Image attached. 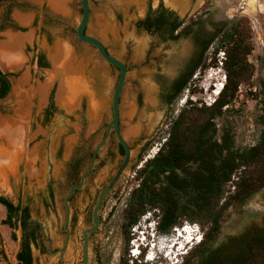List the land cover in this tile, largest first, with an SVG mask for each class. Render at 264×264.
<instances>
[{"label":"rangeland","instance_id":"1","mask_svg":"<svg viewBox=\"0 0 264 264\" xmlns=\"http://www.w3.org/2000/svg\"><path fill=\"white\" fill-rule=\"evenodd\" d=\"M88 1L90 17L86 33L99 38L108 52L127 68L120 93L119 128L128 136L132 151L127 168L103 200L98 229L89 236L88 264H120L124 259L128 263L138 262L140 257L135 259L129 251L133 247L132 226L143 213L157 207L147 209L132 225L124 226L127 198L141 180L139 169L158 151L167 137L170 122L179 111L193 104L207 106L198 102L213 95L211 89L223 75L225 80L220 62L223 51L213 54L216 43L209 46L205 62L211 63L214 57L217 64L197 69L170 105L157 104L151 92V101L144 95L140 109L135 112L137 91L145 86L149 91L155 89L152 74L173 69L178 59H173L177 47L172 42H162L136 29L135 23L143 17L148 2L155 6L158 0ZM163 1L170 5L167 0ZM199 1L193 5L192 13L207 6ZM212 2L209 0L210 4ZM259 4L260 10L250 15L245 10L247 0H239L230 12L227 9L226 15L248 18L254 45L248 56L254 66L250 81L239 84L233 101L223 106V113L215 118L216 136L223 125H229L237 149L253 145L261 128L257 117L260 100L264 98V0H259ZM186 5L188 7L189 3ZM53 8L46 0H0V47L10 53L7 58L0 56V69L11 82L9 93L0 100V122L6 129L0 134V195L13 204L27 205L30 219L40 222L45 234L52 239V245L58 246L63 238L60 232L64 220L62 197L69 180L83 170L93 146L102 137L111 116V92L118 70L101 59L92 46L76 37L74 25L80 16L79 0H66L65 13ZM57 42L68 45L76 62L80 63L79 82L68 80L54 50ZM182 46L186 48L187 43ZM39 55L45 64H38ZM50 95L55 109L46 115L44 110ZM70 100H74L72 106ZM161 112L163 119L151 136V117ZM121 157L117 141L111 136L99 151L83 189L69 202L70 237L62 264H81L82 231L91 223V208L98 191L111 177ZM47 185L52 189L51 197L45 190ZM233 191L234 185L227 183L225 195ZM5 215V207L0 204V264H16L20 230L15 216L10 219L12 228L3 223ZM263 220L264 187H261L246 200H233L227 207L216 242L239 234L251 225L261 224ZM185 223L194 222L183 219L177 226ZM194 224L202 235L199 224ZM195 245L179 258L180 264ZM56 259L57 256L46 255L39 257L35 264H55Z\"/></svg>","mask_w":264,"mask_h":264},{"label":"trees","instance_id":"2","mask_svg":"<svg viewBox=\"0 0 264 264\" xmlns=\"http://www.w3.org/2000/svg\"><path fill=\"white\" fill-rule=\"evenodd\" d=\"M170 19L165 9L148 10L135 25L164 39H175L177 35H172L171 30L179 22L170 23ZM214 36L216 38L212 43L216 45L213 54L218 50L223 51L220 60L225 71L223 85L210 105L198 107L193 104L182 108L170 122L167 137L158 151L146 159L138 171L141 180L127 198L124 226L132 225L147 209L157 207L161 231L169 232L183 219L198 223L203 230L201 240L185 255L181 264H264V220L261 224L251 225L239 234L216 242L223 213L233 200L244 201L264 187V98L260 100L257 117L261 128L253 145L235 148L229 125H223L219 136H216L215 118L223 113V106L233 101L239 84L249 82L253 75L254 66L248 56L254 45L249 20L243 15H234L226 20L223 30ZM210 45L207 41L203 58L197 61L195 71L209 64H217L214 57H209L211 63L205 62V53ZM38 64H45L42 55L38 57ZM186 80L187 77L177 92L186 86ZM0 82L1 95L7 83L2 78ZM174 96L167 101H173ZM54 109L52 105L44 112L50 115ZM120 152L123 154L121 147ZM227 183L234 185V191L225 195ZM0 204L6 210L3 223L9 226H12V212L22 210L23 217L29 216L27 205L13 204L2 195ZM15 256L16 264H21L20 252H16ZM26 264H29V258ZM120 264L145 263H128L124 259Z\"/></svg>","mask_w":264,"mask_h":264},{"label":"flooded vegetation","instance_id":"3","mask_svg":"<svg viewBox=\"0 0 264 264\" xmlns=\"http://www.w3.org/2000/svg\"><path fill=\"white\" fill-rule=\"evenodd\" d=\"M200 1H199L200 4L206 3L207 6L203 7V9L194 10L193 13H192L194 7L193 5L197 2V0H188L187 3H189V5L183 13H181L180 11L181 7L176 8L172 5H168V4L165 5L163 3L164 2L163 0H158L155 6H152L150 1L148 2L144 14H146L148 10L157 11L160 8H162L165 9L167 11V14L170 16L171 18L170 23L179 22V24L171 30V34L177 35V37L175 39H164L158 34H153L145 30L142 31H144L146 35L150 37L155 36L156 38L160 39L162 42L170 41L173 43V45H176L177 54L175 52V54L173 55V59L176 60V57H178V59L176 60V63L173 65V69L171 70L166 69L164 72L156 71L152 74L151 81L155 86V89L152 88V90L149 91L147 86H145L142 90L137 91L136 95L134 96V103L136 105L135 112H137L140 109L144 95L148 99H150L148 100L149 102L151 101L150 98L151 92L157 104L170 105L173 102V101L168 102L167 100L172 95H175L174 97H176L183 90L182 89L181 91L177 92L178 87L180 86L181 82L184 80L185 77H187L186 84H188L192 75L195 72L194 68L197 61L203 58V54L205 52V51L203 52V49L206 42L209 41V43L212 44V42L216 38L214 35L219 31L223 30L225 21L229 19V17L226 16L228 12V11L226 12V10L228 8H232L231 7L232 4L237 5V2L239 0L236 1L213 0L211 4L209 3V0H200ZM136 29H138L137 26ZM185 42L187 43L186 48L182 46L183 43ZM119 102H120V96H119ZM52 105H54V103L51 96L48 98V104L46 105L45 109H47V107H50ZM49 110H51V108H49ZM162 119H163L162 112L156 115L153 114V116L151 117V125H152V130L150 133L151 136L157 131L159 123L161 122ZM119 125H120V121H119ZM106 126L104 128L102 136L105 133ZM111 136L114 137V133L112 129L109 131L107 140L111 138ZM117 145L120 151L121 146L118 143ZM91 152L89 153L90 155ZM90 155L88 157V160L90 158ZM74 164H76V161ZM93 170L91 171V173L93 172ZM91 173L87 177H89ZM78 178L79 175L71 178L72 180L71 183L77 182ZM45 190L47 192L48 197H49V191L51 192V196H52V189L49 185H47ZM78 191L79 190H75L74 194L68 199V204L73 199L75 193ZM12 213H13L12 216L16 217L15 221L18 222V227L20 230V238L18 241V248L16 251V252H20L21 254L22 260L20 261V263L26 264L27 258H29V264H35L36 260L39 257L52 255V256H57L55 264H62L64 260V253L67 250L68 241H69L68 239L67 243L65 244V231L63 229V226L61 225L60 228V232L63 235L62 241L60 245L53 246L52 239L45 234L40 222L31 220L29 216L23 217L22 210H18ZM71 219L72 218L70 215V219L67 224L68 229ZM10 223L12 226H9L8 224L7 225L12 228L13 222ZM69 237H70V229H69ZM33 251H35L36 253L34 254Z\"/></svg>","mask_w":264,"mask_h":264},{"label":"water","instance_id":"4","mask_svg":"<svg viewBox=\"0 0 264 264\" xmlns=\"http://www.w3.org/2000/svg\"><path fill=\"white\" fill-rule=\"evenodd\" d=\"M79 1H80V16L74 25L76 37L82 43L92 46L95 49L97 55L101 59H103L108 64L116 67L118 70V76L111 92V99H110L111 116L109 118V121L107 122L105 133L93 146L90 158L86 166L79 173L78 181L70 183L68 185L67 191L62 197V202L64 205V220L62 222V226L65 231V244L69 239V229L67 227V224L69 222L71 215L68 199L74 194L75 190L83 189L86 179L88 178L87 176L93 170L97 161V155L101 150V148L104 146V144L107 142L108 134L111 129L113 130L115 140L123 149V154L120 162L116 166L111 177L106 181L105 185L98 191L96 195L95 202L91 208V223L90 225L84 227L82 231V263L81 264H88L89 235L98 229L99 211L101 209L103 200L105 196H107L114 189L116 183L119 181L120 177L127 168L132 156V151L129 146V142L127 140L128 136L123 135L120 132V128H119V121H120L119 96L123 88V85L125 83V77L127 72L126 66L120 59H118L117 57L113 56L108 52L105 45L101 42L99 38L91 34H87L85 32V27L90 17L89 1L88 0H79ZM0 77L3 80H5V82L7 83L6 90L4 91L3 94L0 95V100H1L9 93L11 88V82L7 77V75L1 69H0ZM52 100H53V96H52Z\"/></svg>","mask_w":264,"mask_h":264},{"label":"clouds","instance_id":"5","mask_svg":"<svg viewBox=\"0 0 264 264\" xmlns=\"http://www.w3.org/2000/svg\"><path fill=\"white\" fill-rule=\"evenodd\" d=\"M160 212L157 208L143 213L133 224L132 245L140 251L134 258L145 264H180L181 258L197 244L191 229H180L179 233L170 230V233L159 229Z\"/></svg>","mask_w":264,"mask_h":264},{"label":"bare ground","instance_id":"6","mask_svg":"<svg viewBox=\"0 0 264 264\" xmlns=\"http://www.w3.org/2000/svg\"><path fill=\"white\" fill-rule=\"evenodd\" d=\"M48 1V3L53 6L54 10L56 11H60V12H64V7L66 5V0H46ZM188 0H167V3H169L170 5L174 6V7H181L180 11L181 13L184 12L187 9V3ZM227 1H231V0H227ZM236 1V0H233ZM232 3V2H231ZM230 3V4H231ZM236 4H232V8H235ZM261 7V4H259V0H247V7H246V13L253 15L256 11H259ZM231 8V9H232ZM230 8H228L229 10ZM231 9L229 10V12L231 11ZM244 10V11H245ZM227 12V10H226ZM65 13V12H64ZM22 19H25L24 17ZM54 50L55 53H57V58L59 63L61 64V66H63L64 71L67 74V78L68 80L70 79L76 82H79V78H81V75H79V64L76 62V58L75 55L73 54L72 49L66 45L65 43L60 44L57 42V45H54ZM8 55L10 56V53H7L3 48L0 47V56L7 58ZM16 56H14L13 58H15ZM67 80V81H68ZM223 85V78L218 79V81L216 82V85L214 83V89H211L210 94H213L215 96L218 95L221 87ZM207 88H205L206 90ZM18 91V90H17ZM211 96L209 98V100H211L212 102L214 100H212L211 98L215 99V96ZM71 101V100H70ZM74 103V100H72L69 104H71L70 106H72ZM1 121V120H0ZM4 125V124H3ZM6 129L3 128L2 123L0 122V134L5 131ZM9 160V159H8ZM2 165V164H1ZM0 177H2L0 175Z\"/></svg>","mask_w":264,"mask_h":264},{"label":"built area","instance_id":"7","mask_svg":"<svg viewBox=\"0 0 264 264\" xmlns=\"http://www.w3.org/2000/svg\"><path fill=\"white\" fill-rule=\"evenodd\" d=\"M223 82H224V75H223ZM209 98H210V96H208V97H206V98H203L202 99V101H199L198 102V104H202V102L203 103H205L206 105H210L211 103H212V101L211 100H209ZM212 100H214V98H211ZM193 101L195 102L196 101V99H193ZM191 229V230H193L194 232H196L197 231V233L194 235V238L193 239H195L196 241H200L201 240V237H202V235L200 234V231H199V228H198V226L196 225V224H194V223H185V224H182L181 226H173L172 227V231H174V232H176V233H179V230L180 229ZM136 247H135V245H133V249H132V253H133V255H135L136 254ZM162 264H166V263H162Z\"/></svg>","mask_w":264,"mask_h":264}]
</instances>
